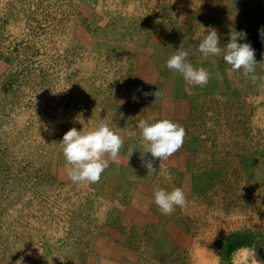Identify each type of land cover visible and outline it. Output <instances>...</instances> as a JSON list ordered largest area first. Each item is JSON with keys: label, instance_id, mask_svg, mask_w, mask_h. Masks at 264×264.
Masks as SVG:
<instances>
[{"label": "rangeland", "instance_id": "1", "mask_svg": "<svg viewBox=\"0 0 264 264\" xmlns=\"http://www.w3.org/2000/svg\"><path fill=\"white\" fill-rule=\"evenodd\" d=\"M262 26L264 0H0V264L264 262ZM209 27L222 50L247 33L255 80L202 56ZM179 47L205 84L165 67ZM147 118L185 131L161 163L141 156ZM100 119L120 153L73 183L58 142ZM175 187L186 202L162 214L153 190Z\"/></svg>", "mask_w": 264, "mask_h": 264}, {"label": "clouds", "instance_id": "2", "mask_svg": "<svg viewBox=\"0 0 264 264\" xmlns=\"http://www.w3.org/2000/svg\"><path fill=\"white\" fill-rule=\"evenodd\" d=\"M258 35L264 43V26L258 29ZM246 41L247 33L233 27L229 32L228 42L224 44L222 50L217 30L209 27L207 33L199 41L197 49L205 58L216 57L222 53L223 61L233 70H242L246 77L255 80L256 66L259 63L254 58L255 50L250 42ZM188 55L187 50L182 47L177 48L165 61V67L179 73L189 83L205 84L210 73L204 67H194L187 60ZM132 99H135V96ZM136 125L143 144L142 157L145 153H150L152 158H158L161 163L162 160H167L176 152L183 143L185 135L183 126L170 119H140ZM58 144L64 158L67 178L73 183H95L108 166L109 160L117 158L123 145V139L113 131L108 123L100 119L94 127L87 130L81 128L78 131L74 127L70 128L63 134ZM132 152L133 150L130 149L128 156ZM143 166L147 172L154 171L152 159L144 160ZM152 202L162 214L168 215L174 211L176 206H183L186 197L179 187L170 191L165 188H155L152 193ZM19 262L21 264V261ZM246 264H264V262L257 260L252 250L247 255Z\"/></svg>", "mask_w": 264, "mask_h": 264}]
</instances>
